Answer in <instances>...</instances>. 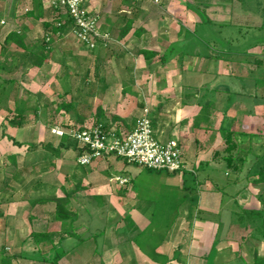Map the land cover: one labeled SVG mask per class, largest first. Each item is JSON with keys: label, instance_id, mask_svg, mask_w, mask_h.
<instances>
[{"label": "crops", "instance_id": "crops-1", "mask_svg": "<svg viewBox=\"0 0 264 264\" xmlns=\"http://www.w3.org/2000/svg\"><path fill=\"white\" fill-rule=\"evenodd\" d=\"M53 1L0 0V264L7 256L11 264H254L264 258V188L257 194L253 187L264 185L256 182L262 161L252 144L264 154V61H251L264 56V0L248 6L243 0H85L110 36L95 49L79 43L66 11ZM12 31L20 39L10 42ZM46 33L45 64L24 67L19 54L39 48ZM54 56L60 67L47 78ZM242 61L257 64L258 76ZM211 64L218 70L210 81L193 80ZM223 84L226 97L217 89ZM64 100L74 101V110L58 112ZM242 104L244 127L228 116ZM146 106L157 138L179 141L181 172L162 174L115 156L81 165L82 150L50 131L103 121L110 137L121 136L134 130ZM226 131H235L239 152L240 138L247 139L253 160L243 179L228 175ZM64 197L66 222L56 218V199ZM250 209L262 211L257 228L242 218ZM35 233H49L51 242H37ZM67 243L58 261L44 258Z\"/></svg>", "mask_w": 264, "mask_h": 264}, {"label": "built area", "instance_id": "built-area-1", "mask_svg": "<svg viewBox=\"0 0 264 264\" xmlns=\"http://www.w3.org/2000/svg\"><path fill=\"white\" fill-rule=\"evenodd\" d=\"M52 5L56 8L59 6L66 8L72 21V32L80 43L95 49L101 43L106 45L110 40L109 34L99 30L97 17L86 7L85 0H54ZM51 132L58 137L67 135L78 142L83 149L77 159L81 165H89L107 156H115L152 170L178 173L184 168L179 141L170 139L164 142L157 138L148 106L143 109L134 130L121 136L110 137L102 122L84 127L70 123L66 127L54 125ZM117 179L120 180L119 177ZM125 181L126 178L121 182Z\"/></svg>", "mask_w": 264, "mask_h": 264}, {"label": "trees", "instance_id": "trees-1", "mask_svg": "<svg viewBox=\"0 0 264 264\" xmlns=\"http://www.w3.org/2000/svg\"><path fill=\"white\" fill-rule=\"evenodd\" d=\"M57 9H64L66 11V8L62 7V6H59L57 7ZM67 13V12H66ZM67 16L69 18V20H71V18L69 17L68 13H67ZM72 22V21H71ZM62 25L56 27V29H54L56 32L58 28H61ZM48 29V27H47ZM48 34H44L43 35V38H41V46L39 48H37L36 50H31V49H28L27 47L24 49L23 53L19 54V63L23 64L24 67H29V66H41L43 63H44V60L46 58V52L48 51V46H49V42H48ZM21 35H19L18 33H16L15 31H12L10 32V35H9V39H10V42L11 40H18L20 39ZM260 61V63L263 62L262 59H258ZM76 107V103L74 101H66L64 100L63 102H60L58 105H57V111L58 112H61V111H64V112H71L72 110H74V108ZM211 108V105L210 103H208L207 105H204L203 106V110H208ZM103 122V121H101ZM97 123H100L97 122ZM69 124V123H68ZM67 124V125H68ZM106 123H103L104 127L107 129L108 127L105 125ZM66 125V126H67ZM66 126H63V127H66ZM235 131H226L225 134L229 135V138H226L225 137V140H226V143H228L229 145H227L228 147L227 148H231L233 142H234V139L232 137V134L234 133ZM67 135H64L63 137H65ZM62 138V137H61ZM69 140H71L73 142V144L75 145V147L79 148L80 150H82L83 152V149H81V147L78 145V142L75 140V139H72V138H69ZM71 142V143H72ZM231 153V152H229ZM235 155L234 153L232 154H229L227 156V163H228V166H230L232 164V162H234L233 160L235 159ZM258 159L259 161H262V164L258 170V178L256 179V182H263L264 181V154L262 155H259L258 156ZM150 171H163V170H152V169H149ZM174 173H177V172H174ZM173 174V173H172ZM193 179L196 183V180H195V177L193 176ZM191 195L193 196L192 197V212L194 211L195 207H196V204H197V195H198V191H197V186L191 188ZM69 204V200L67 198H60V199H56V205H57V209H56V218L62 222H66L68 221L66 219V214H67V205ZM242 218L244 219H248V220H252L253 222H255L254 224V227L257 228V222L261 220H263V215H262V211L260 210H256V209H250V210H247L246 213L243 214ZM73 228V227H72ZM33 236L36 237V240L37 242L39 243H48V242H51V237L49 235V233H43V234H33ZM53 251H56L55 255H53L52 259H49V261H53V262H56L58 261L63 255H64V250H58V249H54ZM52 251V252H53ZM11 262V256H7L6 259H5V264H9ZM11 264V263H10ZM254 264H264V258H259L257 259V261L254 263Z\"/></svg>", "mask_w": 264, "mask_h": 264}, {"label": "rangeland", "instance_id": "rangeland-1", "mask_svg": "<svg viewBox=\"0 0 264 264\" xmlns=\"http://www.w3.org/2000/svg\"><path fill=\"white\" fill-rule=\"evenodd\" d=\"M244 1V3H242V1H241V3L242 4H244V5H246V6H248V4H247V2L249 3V4H251L250 2H249V0H243ZM245 8V7H244ZM254 31V30H253ZM247 31H246V29H245V31H244V33H246ZM255 33H258L259 31H257L256 32V30L254 31ZM250 34H252V30H251V33ZM252 36V35H251ZM251 36H249L248 37V41H250V39H251ZM247 41V42H248ZM247 42H244L243 43V45H245ZM80 43V42H79ZM58 49V46H57V48H56V50ZM47 52H49V50L47 51ZM59 56V55H58ZM58 56H54V61L56 62L55 64H52V63H49L48 61H47V63H49L50 65L49 66H47V68L45 69L46 71V75H47V78L51 75H53V74H55L56 72H58V70H59V67H60V65H59V59H60V57H58ZM57 57V58H56ZM253 59L251 60V61H253L254 59L256 60V59H263V61H264V56H259V57H252ZM46 60H47V56H46V58H45V60H44V62H46ZM243 62V61H242ZM43 64H45V63H43ZM240 66L242 67V68H244L247 72L248 71H251L252 73L251 74H253V75H255V77H257L258 76V72H257V69H258V65L257 64H254V69L253 68H250L249 67V65H248V63H247V61L246 62H243L242 63V65L240 64ZM264 66V65H263ZM210 70L208 69V70H206V72H204V73H202V75H204L203 77H201V76H199V78L198 77H196L195 76V78L193 79L194 81H196V82H198V83H201V82H205V81H210V79H212L213 78V74H214V71L217 69V66L216 65H213V64H211L210 65ZM61 69V68H60ZM250 69V70H249ZM218 70V69H217ZM221 70L223 71L224 70V68H221ZM217 72V71H216ZM208 73H210L211 75H207ZM20 76V75H19ZM44 77H45V75H44ZM14 78H16V77H14ZM31 82H37V80H35V79H33ZM36 90L37 89H39V88H35ZM218 90H219V96L220 95H223L224 97H226V95H227V93H228V91H227V89H226V86L223 84V85H219V87L217 88ZM10 91H11V89H10ZM38 92H40V90H37V97H39V98H42L43 99V96H44V94H42V93H38ZM221 92V93H220ZM264 93H262V95H263ZM70 97V96H69ZM67 98V97H66ZM31 100H32V103L34 104V103H36V99L32 96L31 97ZM13 102V98L11 99V103L10 104H13L12 103ZM9 103V102H8ZM245 106L242 104V105H239V106H232V108H230L229 109V115L228 116H230V117H236V118H238L239 119V121H240V119H243V116L244 115H246L247 114V107L246 108H244ZM260 112L262 113V115H264V109H262V110H260ZM213 113L215 114V113H219V111H216V112H214L213 111ZM4 115H2L1 116V118H0V123H1V121H3L2 120V117H3ZM217 120V119H216ZM259 122L260 123H262L263 122V120H259ZM240 123L242 124L243 122L242 121H240ZM94 124V123H93ZM245 126V123H243L242 124V127H244ZM52 127V126H51ZM51 127H50V131H51ZM247 128V127H246ZM261 132H262V130H260ZM52 133V132H51ZM240 140H242L241 142H240V149H241V151L239 152V150H238V148H236V144L233 142V144H232V146H231V148H225L224 149V151H227L228 150V152H231V153H229V154H232V153H234V154H236L235 155V158H236V160L232 163V165H230V167L228 166V163H227V167H229L230 169H228V175L230 176V177H232V179H237V177L238 176H240L239 178H244L245 177V175H246V173H247V168H248V165L250 164L251 165V162H252V154H250V153H248V151H247V148H248V146H247V139H242V138H240ZM253 144V147H254V149H256L257 151H258V155H260L261 153H262V148L261 147H259L258 146V144H256L255 142L254 143H252ZM7 145H11V143L9 142ZM255 145V146H254ZM256 146H258V148H255ZM4 149H6V148H4ZM210 154H211V152H210ZM216 155V154H215ZM215 155H213L214 156V158H215ZM211 159H212V155H211ZM163 173L162 174H164L165 173V171H162ZM152 174H153V176H155V174H157V172H152ZM3 185L2 184H0V187H2ZM255 189H256V193L257 194H260V193H262L263 192V188H264V185L263 184H257L256 186H253ZM236 189H238V186H236L235 187V190ZM232 191H234L233 189L231 190V192ZM17 196H18V193H16V196H15V199L17 198ZM72 243V242H71ZM71 246V244L70 243H67L66 245H65V248L63 249V250H67V248H69ZM60 251V250H59ZM6 252L7 253H9L10 251L9 250H6ZM55 253H56V251H53V252H51L50 254H47V255H45L44 256V258L46 259V260H49V259H52V257H53V255H55ZM38 255V254H37ZM51 264V263H50Z\"/></svg>", "mask_w": 264, "mask_h": 264}]
</instances>
